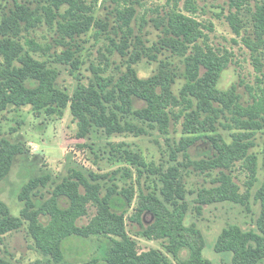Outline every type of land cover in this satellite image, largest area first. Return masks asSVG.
Listing matches in <instances>:
<instances>
[{
    "label": "trees",
    "instance_id": "1",
    "mask_svg": "<svg viewBox=\"0 0 264 264\" xmlns=\"http://www.w3.org/2000/svg\"><path fill=\"white\" fill-rule=\"evenodd\" d=\"M98 1L88 5L84 0H38L37 7L31 9L13 0V8L0 21V113L10 107H30L34 112L60 116L70 105L79 138L95 129L106 136L160 135L166 147L162 152L167 158L163 164L147 162L130 150L120 152V145L116 150L138 176L152 177L155 188L141 195L140 205L127 217L133 201L130 189L117 192L111 186L102 196L97 184L73 172L56 186L48 201L37 203L33 198L43 197L40 189H45L52 180L49 175L36 176L28 180L18 195L24 204L19 217L11 215L0 201V235L19 231L25 225L44 257L36 264H171L158 250H137L135 241L125 232L127 219L141 228L144 238L166 240V249L174 259H178L182 250H188L189 258L180 264H211L202 255L204 237L194 226L185 225L190 203L186 199L183 169L192 167L207 176L219 170L212 179L213 186L197 192L194 208L198 214L203 206L213 203L244 204L247 196L239 193L226 173L237 162L247 172L248 192L257 182L258 157L250 150L255 146V136L264 133V1L256 2L247 25L240 16L249 7V0H228L229 9L235 12L229 13L227 22L249 50L252 65L262 78H257L255 89L243 85L247 99L238 92L240 84L218 89L229 55L219 54L208 45L204 33L207 28L196 18L199 9L195 0H166L163 16L151 19L160 34L150 46L146 45L150 44L148 40L134 33L136 10L131 0H102V4L108 2L112 6L113 37L109 35L107 39L121 57H127L125 71L117 78L105 77L106 68L91 65L92 77L87 82L76 77V87L69 95L58 88V66L68 67L74 77L81 69L84 63L72 50L76 39L93 28L106 27L94 16ZM43 21L48 26L55 25L59 40L54 41L64 50L57 52L50 44L22 36V32L35 29ZM157 55L165 56V60L158 61ZM144 56L158 61L156 73L146 79L139 78L136 70ZM170 57L179 60L181 69L168 61ZM177 79L183 83L175 93L173 85ZM177 124L181 126V136L177 143L170 144L169 128ZM221 129L227 132L230 141ZM196 149L206 152L205 158L195 159ZM21 154L20 145L0 139V183ZM122 171L126 177L132 174L128 168ZM90 177L97 179L92 174ZM79 186L85 188L84 195L80 194ZM60 199L66 200V207L60 205ZM255 199L260 204L257 231L242 232L230 226L215 244L216 253H231L232 264H264V179ZM88 202L96 206V215L87 226L78 227L76 221L86 214ZM39 216H49V223H40ZM145 216L152 220L147 227ZM91 236L110 244L109 248L102 247L101 261L71 260L74 241H86ZM0 264L10 263L0 258Z\"/></svg>",
    "mask_w": 264,
    "mask_h": 264
},
{
    "label": "rangeland",
    "instance_id": "2",
    "mask_svg": "<svg viewBox=\"0 0 264 264\" xmlns=\"http://www.w3.org/2000/svg\"><path fill=\"white\" fill-rule=\"evenodd\" d=\"M36 1L38 0H16L17 3L26 4L31 9L37 7ZM84 1L88 5L95 3V0ZM101 1L99 0L95 4L94 16L100 24L106 26L105 29L93 28L86 35L77 38L72 48L76 56H79V59L84 63L81 69L74 73L76 74L74 77L68 67L58 66L60 70L57 81L58 88L69 95H72L76 87V77L84 78L85 82H87L86 79L92 77L91 65L106 68V73L103 75L105 77L117 78L125 71L127 57H121L111 47L107 39L109 35L113 37V32L110 31L115 20L111 13L112 6H108V2L102 4ZM263 1L249 0V7L241 11L240 18L247 25H250L251 13L256 2ZM131 2L136 10L135 20L132 22L134 33L148 40L150 44L146 45L150 46L152 42L158 40L160 34V30L154 26L152 20L163 16L166 0H131ZM195 2L199 9L196 18L207 28L204 33L208 36V45L219 54L226 52L229 55L230 61L226 70L221 74L218 89L226 90L233 84H240L238 92L243 95V99H247L243 85L246 84L248 88L255 89L258 85L257 78L260 79L261 75L255 71L252 65L249 50L245 48L240 38L233 34L227 22V16L230 12L234 13L235 10L229 9L228 0H195ZM13 4V0H0V21L9 14ZM180 7H182V2ZM43 22L29 32H22V36L34 38L41 44H50L57 52L64 50L54 41L55 39L59 40L55 25L48 26L45 21ZM208 26H211V30ZM262 56L264 58V54ZM42 58L43 56L39 59ZM157 58L158 61L165 60L163 55H157ZM158 61H151L144 56L143 61L136 65L138 77L142 79L151 77L157 71ZM168 61L181 69V63L177 58L170 57ZM262 62L264 63V59ZM106 64H108L107 67ZM262 80L264 83V79ZM182 83L181 79L176 80V84L173 85L175 93ZM169 129L170 144L177 143L181 136L180 124L171 126ZM221 132L227 141H230L227 132L223 129ZM78 134L77 123L71 114L70 105L60 116H48L43 111L34 112L30 107L18 109L10 107L0 113V139L4 138L22 148V154L13 161L9 174L0 183V201L9 208L11 215L19 217L24 208V204L18 200L22 187L30 178L42 175H49L52 182L45 189H40L39 192L43 197L39 195V197L33 198V201L37 203L48 201L56 186L76 172L84 176L91 184H97L102 196L111 186L117 192L130 189L133 201L127 217L134 214V210L140 205L141 195L145 196L153 192L155 186L152 183V177L149 176L147 179V175L138 176L134 168L125 163L121 153H117L116 150L120 145V152L123 149L130 150L141 155L147 162L163 164L167 159L162 154L166 147L160 135L136 137L131 134H115L106 136L104 132L96 129L83 138H79ZM254 142L255 146L250 151L258 157L257 182L249 189V192L247 172L240 167V162L232 166L231 172L226 171L238 187L239 193L247 196L244 204L213 203L203 206L198 214L194 208L197 192L202 188L208 189L213 186L212 179L215 178L219 170L215 169L211 176H207L194 171L192 167L183 169L185 176L183 182L185 190L188 192L186 199L190 203V210L185 217V225L187 227L194 226L202 234L205 240V249L202 255L211 264H232L231 253H216L214 251L215 244L223 230L230 226H236L242 232L257 231L256 221L260 214V204L255 199V194L264 179V133H258ZM201 148H204V151L206 149L202 145ZM198 149L200 150V147ZM198 149L195 150L193 157L195 159L205 158L206 152L200 153ZM179 161L182 162L180 157ZM125 168L132 170L129 177L123 175L122 170ZM90 174L96 176L97 179L93 180ZM72 180L76 181V179ZM85 191V188L79 186L80 194L84 195ZM59 203L62 207L67 205L64 199H60ZM85 208L86 214L76 221L78 227L87 226L96 215L97 209L94 204L88 202ZM49 220V216H39V221L43 225H47ZM151 223V218L145 216L144 226L147 227ZM125 232L131 240L135 241L139 252L158 250L168 258L171 264H180L189 258V251L182 250L178 259H174L166 249V240L144 238L141 228L127 219L125 220ZM107 242V240L96 236H91L86 241H74L70 259L80 261L96 258L101 261L102 247L109 248L110 246ZM0 258L10 264H36L44 260L36 248L34 240L28 235L25 225L19 231L0 235Z\"/></svg>",
    "mask_w": 264,
    "mask_h": 264
}]
</instances>
